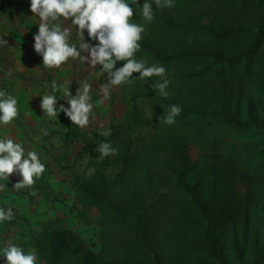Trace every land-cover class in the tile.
<instances>
[{
	"label": "rangeland",
	"instance_id": "374dc122",
	"mask_svg": "<svg viewBox=\"0 0 264 264\" xmlns=\"http://www.w3.org/2000/svg\"><path fill=\"white\" fill-rule=\"evenodd\" d=\"M0 8L13 9L9 13L15 16L13 33L29 35L26 40L16 42L11 33L10 38L7 36L9 46L13 47L6 50V60L14 56V63L6 61L2 66L6 79L0 81V88H7L17 96L19 115L10 125L0 126V135L11 134L26 149L38 151L46 164L45 173L32 186L35 193L32 188H13L20 179L16 174L4 181L0 206L12 207L14 219L0 224V243L10 241L26 251L35 250L33 240L39 230L46 225H65L80 234L102 258L133 256L134 236L109 222L112 217L107 211L83 199L78 180L94 181L110 199L120 202L134 198L150 207V216L159 215L158 228L151 227L149 239L168 263L178 260L185 264H264V161L260 158L262 149L257 146L261 136L253 130L241 132L217 118L184 113L185 108L208 106L243 118L253 114L264 121V39L248 61L224 67H209L204 60L161 62L153 52L140 49L136 58L166 67L171 81L169 96L161 97L151 88L158 77L144 80L135 77L131 83L111 86L110 98L94 109L95 121L81 129L63 112L56 118L43 115L39 95L49 94L53 80L63 83L66 78V86H71L73 94L78 83H90L95 101L101 95V86L107 82L106 74L99 65L93 68L79 61H70L59 69H46L42 55L33 47L38 25L29 0H0ZM153 8L152 22L135 16V11L132 19L145 24L140 42L152 44L164 55L192 48H218L233 55L246 49L255 33L219 41L211 34L202 33L200 26L214 29L224 23L255 28L264 18V0H176L172 8L160 9L155 5ZM85 38L88 39L87 31ZM71 39H77L74 31ZM123 63L118 61L116 67ZM194 73L197 75L193 78ZM59 104L67 105V99L61 98ZM172 104L183 109L177 122L173 125L159 122V117L166 115L165 109ZM102 129H110L111 134L100 135ZM104 141L117 148V153L101 157L96 145ZM214 142L218 143L217 149L212 147ZM126 150L136 155L131 167H122L118 161V154ZM182 159L193 165L188 178L198 183L203 197L216 199L228 211L212 238L215 253L194 250L186 242L189 238L209 244L207 237L198 234L195 228L184 229L180 224L167 227L174 220L172 207L160 213L153 209L155 201L170 200L171 206L182 200L179 195H167L174 187L172 178ZM227 163L233 164L227 168L230 177L240 172L245 177L232 184L221 182L225 180L221 176L226 175L223 166ZM218 173L221 175L215 177ZM245 214L250 220L243 223ZM235 221L238 224L233 226Z\"/></svg>",
	"mask_w": 264,
	"mask_h": 264
},
{
	"label": "clouds",
	"instance_id": "9594fccd",
	"mask_svg": "<svg viewBox=\"0 0 264 264\" xmlns=\"http://www.w3.org/2000/svg\"><path fill=\"white\" fill-rule=\"evenodd\" d=\"M175 2L143 0L141 4L140 0H29L32 16L37 18L35 24L38 25V31L33 34V47L42 55V64L46 69H59L70 61H79L93 68L99 65L107 77V82L101 86V95L95 101L92 85L87 81L78 83L73 94L71 86H66V78L63 83L53 80L49 94L39 95L42 97L40 106L43 115L56 118L63 112L73 125L83 129L95 121L94 109L110 98V87L131 83L135 77L141 80L158 77L157 81L151 83V88L154 92L158 91L161 97L167 98L171 81L167 77L166 67L136 58L146 27L132 18L135 11V16H142L144 21L152 22L155 19L153 5L160 9L172 8ZM137 5L141 7L137 8ZM73 31L77 37L75 40L71 39ZM85 31L88 39L85 38ZM118 61L124 63L116 67ZM134 72L138 75L133 76ZM61 98L67 99V105H58ZM165 111L167 114L159 117V122L173 125L183 109L180 105L172 104ZM18 115L17 96L7 88H0V126L10 125ZM99 134L107 137L111 132L110 129H102ZM96 151L101 157H108L116 154L118 149L104 141L97 143ZM45 170L46 164L38 151L26 149L24 143L11 134L0 135V192L4 190V181H9L11 174L20 177L13 187L20 190L32 188ZM32 191L35 193L36 190L32 188ZM12 219L13 208L0 206V224ZM0 264L43 262L34 249L26 251L19 244L5 241L0 243Z\"/></svg>",
	"mask_w": 264,
	"mask_h": 264
},
{
	"label": "trees",
	"instance_id": "16d2710c",
	"mask_svg": "<svg viewBox=\"0 0 264 264\" xmlns=\"http://www.w3.org/2000/svg\"><path fill=\"white\" fill-rule=\"evenodd\" d=\"M140 3L142 4L143 0H140ZM200 31L208 35L211 34L219 41L249 33H255V35L252 43L246 49L233 55H227L218 48H192L182 50L178 53L164 55L152 44L146 42H140L141 49L153 52L155 58L161 62L204 60V63H209V67H213L214 65L224 67L230 63L239 64L240 62L248 61L249 57L258 50L261 40L264 39V18L255 28L246 25L221 23L214 29L201 25ZM5 40L6 38H2V41ZM4 47L7 48V45ZM195 74L197 75V73L192 74L193 78ZM184 113L185 115H194L202 118H217L220 119L222 124L234 126L241 132L253 130L256 135L261 136V140L257 143V146L262 149L260 151V153L262 152L260 158L264 161V121L259 120L253 114L243 118L228 110L218 111L208 106H200L195 109L185 108ZM217 144V142L212 144L213 149L218 148ZM182 150L183 148H180L179 152H182ZM134 158L136 159V155L130 154L128 150L118 154V161L122 167H131ZM181 162L180 166L178 165V168L175 170L176 176L172 178V186L174 187L170 189L167 195H179L182 200H176L171 206L170 204L172 202L170 200L155 201L153 209L155 212L160 213L170 211V207H172L175 212L173 215L174 220L170 221L167 227L172 228L175 224H180L184 229L195 228L198 234H204L207 237L209 244L204 243L200 239L189 240V238L186 242H190L194 250L205 249L215 253V250H213L215 242L212 238L215 237L217 228L224 223L222 221H225L223 219L228 214V211L216 199L207 200L203 197V192L198 188V183H193L188 178V174L193 171V165L187 159H182ZM231 165L233 164L227 163L223 166V169H226L225 174L227 176L222 175L221 178L225 180L221 182L226 181L232 184L237 179L245 177L244 172L238 173L235 177H230L227 174V168L231 167ZM220 175L221 173H218L215 177H219ZM168 181L171 182L170 179ZM78 187L87 204L98 206L107 211L112 217L108 219L109 222L134 236L136 240L134 243L136 246L135 254L133 256H126L124 259H105L99 256L84 241L83 237L71 228L65 225H58L56 227L46 225L34 235L33 240L38 258L43 260L45 264H185L178 260H172L169 263L166 262L160 252L153 247L149 239V234L152 226L155 225L158 228L159 220L157 218L159 215L150 216L149 206L141 202L138 203L139 201L134 198L120 202L112 200L107 196L104 189L97 186V183L94 181L81 182L78 180ZM225 188L226 186H224ZM214 192H217L215 188ZM246 220L243 223L248 222L250 218L248 219L247 216ZM232 223L233 226L238 224L236 221ZM204 224L206 225L204 226ZM195 264L209 263L197 262Z\"/></svg>",
	"mask_w": 264,
	"mask_h": 264
},
{
	"label": "crops",
	"instance_id": "0c3cea01",
	"mask_svg": "<svg viewBox=\"0 0 264 264\" xmlns=\"http://www.w3.org/2000/svg\"><path fill=\"white\" fill-rule=\"evenodd\" d=\"M13 9H8V8H0V81L3 79H6L3 77V68H4V63L7 61L14 63L13 59L14 56H12L13 59H8L6 60L7 54L8 53L6 50L8 49L9 51L12 49V44H10L9 46V42H8V38H10L8 35L11 33V36L13 37V39L16 41H24L26 40V36L28 37L29 35H23L22 33L16 35V33L13 29L15 28V16H11L9 13L10 11ZM14 15V14H13ZM11 30V31H10ZM13 30V32H12ZM9 31V32H8ZM8 36V38H7ZM23 37V39H22ZM2 38H6L5 41H2ZM3 42V43H2ZM13 42V40H12ZM7 45V48H5L4 46ZM9 47V48H8ZM15 62L18 63V61L16 60ZM3 66V68H2ZM17 71H20V67L16 66Z\"/></svg>",
	"mask_w": 264,
	"mask_h": 264
}]
</instances>
